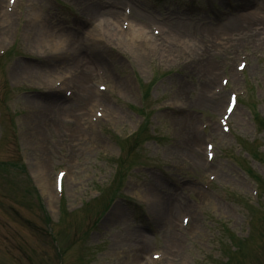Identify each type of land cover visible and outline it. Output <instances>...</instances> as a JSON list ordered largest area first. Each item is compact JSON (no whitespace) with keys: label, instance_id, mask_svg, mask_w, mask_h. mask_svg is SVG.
Returning a JSON list of instances; mask_svg holds the SVG:
<instances>
[{"label":"rangeland","instance_id":"rangeland-1","mask_svg":"<svg viewBox=\"0 0 264 264\" xmlns=\"http://www.w3.org/2000/svg\"><path fill=\"white\" fill-rule=\"evenodd\" d=\"M0 1L1 12L4 0ZM69 1L78 9L79 0ZM114 1L121 7L129 1L132 9L155 16L159 9L168 12L172 17L167 24L179 35L191 36L193 51H184L175 44L176 52L172 55L157 54L150 63H143L145 69L141 70L134 62L135 57L130 61L126 59V54L119 55L117 50L102 42L82 40L81 21H74L72 12L62 7H50L43 11L41 15L49 19L46 20L49 21L47 36L61 38L70 34L69 38L76 39L78 47L83 50L81 55H100L99 58L106 62L100 69L106 71L105 66H110L114 70L112 77L116 79L111 89L114 100L119 103L115 105L119 110L117 116L106 115L93 129V134L83 138V142H75L77 146H72V140L81 133L80 124L77 131L74 130L78 119L79 123L83 119L89 122L90 105L84 110L73 104L69 110L63 111L61 106L51 102L50 96L43 94L48 89L45 83H48L49 76L33 78L21 72L25 63L31 62L28 58L40 56L34 52L43 47L36 45L34 40L31 24L35 23L25 22V26L29 24L28 33H17L13 27L5 31V35L9 36L6 39L9 47L15 40L17 42L11 52L0 58V111H4L3 120L0 119L3 137L0 139V264H126L123 261L126 262L129 253L134 255L133 248L117 244L115 240L137 231L142 235L143 242L137 263H212V256H219L220 259L230 257L231 234L240 238L249 236L245 243L238 245L239 251L232 254V263L254 264L255 259L264 263V162L261 160L264 159V132L254 118L256 115L264 117V84L261 81L264 66L259 63L264 62V49L256 45L257 49L245 47L240 50L236 44L242 40L237 36L225 38V34L219 33L218 36L211 31L220 30L218 25L223 20L220 13L230 10L235 0H214V9H211V1L205 3L204 0L195 4H190L188 0ZM18 5L16 14L26 7L22 1ZM260 6L262 8V1ZM28 9L40 12L39 6ZM63 11L67 14L63 15ZM27 15L25 20H29ZM151 17L146 16L140 23L145 20L144 25L156 23L152 20L154 16ZM180 17L185 23L191 21L187 31L180 30ZM208 17L214 18V21L208 20ZM2 38L3 35L0 36V46ZM225 48L232 49L226 53L227 56L234 54L229 65L224 56ZM254 51L256 55H252ZM247 53L251 54L250 65L258 63L259 74L252 77L249 73L251 68L248 69L249 93L241 95L240 105L230 120V135L222 141L219 111L225 106L228 94L223 95L219 109H213L209 105L210 97L205 93V85L211 82L208 85L210 88L206 87L211 94L212 87H219L222 75L228 76L234 70L238 57H245ZM18 55L26 59H16ZM67 61L68 57L63 52L52 56L47 64L58 62L59 68L53 69L55 74L49 80L69 76L62 65ZM41 62V65L45 63ZM152 71H157L155 75L159 76L170 71L173 74L160 78L151 90V97L145 99L143 92ZM135 76L143 91L138 89ZM185 87L187 90L183 97L179 89L185 90ZM258 87L261 92L255 94ZM93 88L95 90L94 85ZM58 89L62 95L63 88ZM237 89L233 88L234 91ZM205 95L209 98L201 102ZM76 99L77 95L71 103ZM172 100L178 103L173 104ZM143 106L146 113L154 112L149 115L150 131L154 132L155 138L146 142L143 149L132 147L128 152L131 146H126H134V140L121 145L115 136L127 137L138 130L144 116L135 109ZM165 107L170 108L162 109ZM20 112L23 115H19ZM13 113L19 115L17 131L11 125L10 116ZM36 114L38 117L34 118ZM80 115L83 117L80 118ZM32 117L34 119L23 126V122ZM211 124L219 128L216 134L210 132ZM206 125L207 128L203 129ZM30 129L35 137L31 136ZM196 131L201 138L192 150L194 148L193 153L202 157L197 168L189 158ZM206 143L215 145L213 160L205 154ZM244 144L252 147L251 152L245 149ZM122 147L123 188L109 211L96 221L114 195L111 190L118 174L115 159L122 155ZM255 148L259 149V159L249 156L256 153ZM23 163L27 164L34 177L33 185L38 186L37 192L45 212L37 206L30 180L18 169ZM131 163H138V166L127 169ZM207 164L209 168L205 167ZM58 169L67 171L62 203L70 214L63 213L60 199L54 196L53 181ZM38 170H43L44 178L50 177V191L45 196L40 190ZM150 184L163 198L159 212L148 194ZM257 191L259 195H256ZM101 192L104 194L99 197ZM49 193L52 195L48 201ZM122 193L142 205L143 209L135 208L133 202L123 199ZM172 205L177 206L174 215L170 211ZM116 207L121 209L123 217L115 215ZM46 217L49 222H46ZM183 217L190 218L188 225L184 224ZM219 224H225L231 230L222 232L224 242L216 248L214 236H220L217 232ZM53 237L59 242L56 243ZM56 246L67 248L63 257L58 256ZM165 247H173L174 259L165 256ZM118 251L121 253L117 254ZM153 253L159 254L160 258H152V261Z\"/></svg>","mask_w":264,"mask_h":264},{"label":"bare ground","instance_id":"bare-ground-1","mask_svg":"<svg viewBox=\"0 0 264 264\" xmlns=\"http://www.w3.org/2000/svg\"><path fill=\"white\" fill-rule=\"evenodd\" d=\"M236 1L240 2L239 3L240 7H243V6H245V4H248V3L253 4L254 7L252 8V12H241L239 14H236L230 20L225 21V23L219 24L218 27L220 30L218 32H216L215 29H213L211 31L215 35H218V36L220 35L219 33H223L227 36V34L230 31H237L241 28V26L243 24H245V27H247V29L252 28V31L260 29L264 33V15L262 14V10L260 9V6L258 4V1H261V0H236ZM87 9L88 8L86 7L85 10H87ZM93 14L97 20H99L100 22L103 23L101 25L102 27L100 28V31H99L101 34L99 33L100 35L98 37L109 38V39H107L109 42H114L118 46H121V48H122V46L125 47L127 52H130L131 54L134 55V57L137 61V64L139 66H142L143 62L145 61L144 57H146V58L148 57V47L150 46L149 42L145 39L146 36L138 35V34H135L131 31H129V32L116 31L115 26L113 25V22L115 23L116 21H118V20L120 21L121 19H123L122 18L123 14H121L120 11L115 6H112L111 9H109V10L108 9L102 10V11L100 10V11L93 13ZM133 15L135 18H138L139 20L143 19L142 18L143 14L140 12L134 11ZM35 17H36V13H32L31 15H29L30 24L35 23V25L31 24V28H33V30H34V35H33V37H35L34 40L37 42L36 45L41 46L49 39V36H47V32H48L47 27H48L49 21H46L49 19L44 18L42 20L39 19L36 22H33ZM104 22H106V24H104ZM180 22L182 23V26L184 28H188V26L185 24L184 20H180ZM34 26H35V28H34ZM27 30H30V29L28 28ZM64 31L67 32L66 30H64ZM25 32L28 33L29 31H25ZM231 34H229V35H231ZM63 42L66 43V46L70 47L69 38H67V41L65 39H63ZM72 57H75V60L69 68L71 69L70 73L73 74V76H74L73 83L75 84V87H76L75 94L77 95V99L73 103L70 104V101L69 102L63 101V99L57 93H52L50 96V100L54 105H56L55 103H57V102L61 103L60 105H61L63 111L69 110V108H71L73 104H78L79 107L82 109L83 107H87L93 99L95 100L94 90L91 87V75H92V73L97 71V67L94 66V68H92L91 67L92 60H91V62L87 61V59L83 55L77 54V56L73 55ZM44 66L46 67V65H31L28 63V64H25L24 67L21 68V70H22L21 72H24V73L29 72V73H33V74H37L39 76H42L48 72V70L47 71L44 70V68H43ZM47 67H50V66L47 65ZM47 74H54V73H47ZM210 83L211 82H208L205 85V93L210 97V99H209L210 104L209 105L213 106V109L217 110V109H219V107L221 105L223 96L210 94L209 89H208V88H210V87H208V85ZM206 87H208V88H206ZM182 88L179 89V91L184 95L183 97H185L187 88L185 87V90ZM207 95H205L206 97H204L201 102H204L206 99L209 98ZM71 101H72V99H71ZM34 103H36V102H34ZM30 104L33 105V103H31V102H30ZM105 108L107 109V111L112 112V110L110 109V105H108V106L105 105ZM182 115L183 114L178 115V116H176V118H179ZM185 116H187V114L184 115V118H185ZM37 117H38V115L36 114L34 118H37ZM171 117H173V116H171ZM34 118L32 117L28 120H25L23 122V126L29 124ZM79 124L80 123H79V119H78L77 124L75 126V130H77L79 128ZM33 132L34 131H32V129H30V134H32L31 136L35 137ZM211 132L217 133L218 132L217 126H213L211 129ZM200 138H201L200 133L195 132V135L193 137L192 144H191V150L195 144L196 145L199 144L198 142H199ZM193 151H194V148L189 153V155H190L189 158L193 161V164L197 168V166L199 167V165H197L200 162L199 159L202 160V157L198 154L193 153ZM205 167H206V165H205ZM37 176H38V179L40 182L42 192H44V194L48 193V191H50L49 190L50 189V177L46 176L44 178L43 170H38ZM148 194L150 197H152V199L156 205L157 211L159 212V209L161 211L162 204H163V198H162V196H159L160 194L157 193V191L155 190V188L152 184H150L148 186ZM50 195H52V194L49 193V195H48L49 198H50ZM170 211H171L172 215L176 214L177 213V206L172 205L170 207ZM114 213H115V215H118L119 217H123L121 209L119 207L115 208ZM141 236L142 235L140 234V232L137 231V232H134L133 234L128 233V235H121L120 236L121 238H118L117 240H115L117 244H120L122 246L127 245V246L133 248V251H134L133 254L135 256L131 255L129 253L128 254L129 256H127L128 259H126L127 258L126 257L125 258L126 262L123 261L124 263H126V264H141V261H140V263H137L138 256H139L138 252L143 246ZM170 249L171 248H169V250ZM169 250H168V252H169ZM119 253H121V252L118 251L117 254H119Z\"/></svg>","mask_w":264,"mask_h":264}]
</instances>
